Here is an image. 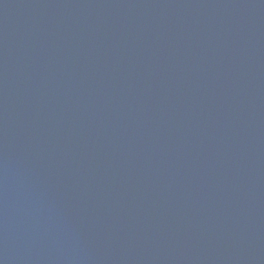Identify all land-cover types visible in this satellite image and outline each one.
<instances>
[{
    "label": "water",
    "instance_id": "obj_1",
    "mask_svg": "<svg viewBox=\"0 0 264 264\" xmlns=\"http://www.w3.org/2000/svg\"><path fill=\"white\" fill-rule=\"evenodd\" d=\"M0 264H264V0H0Z\"/></svg>",
    "mask_w": 264,
    "mask_h": 264
}]
</instances>
